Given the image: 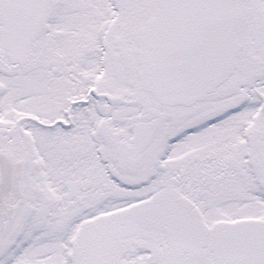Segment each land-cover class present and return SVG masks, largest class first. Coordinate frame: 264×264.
I'll use <instances>...</instances> for the list:
<instances>
[{
    "label": "snow or ice",
    "instance_id": "obj_1",
    "mask_svg": "<svg viewBox=\"0 0 264 264\" xmlns=\"http://www.w3.org/2000/svg\"><path fill=\"white\" fill-rule=\"evenodd\" d=\"M0 264H264V0H0Z\"/></svg>",
    "mask_w": 264,
    "mask_h": 264
}]
</instances>
